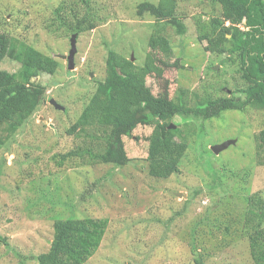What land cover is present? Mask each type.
<instances>
[{
  "label": "rangeland",
  "instance_id": "obj_1",
  "mask_svg": "<svg viewBox=\"0 0 264 264\" xmlns=\"http://www.w3.org/2000/svg\"><path fill=\"white\" fill-rule=\"evenodd\" d=\"M161 1L0 0L3 46L16 40L56 61L32 79L47 90L43 103L0 148V264H39L37 257L53 241L55 221L85 217L109 221L101 247L86 264H254L246 200L264 201V146L256 140L264 130V110L242 109L248 84L240 55L209 53L199 40L198 19L220 17L221 6L175 0L185 27L178 34L175 27L138 14L144 2ZM110 51L139 68L150 61L155 73L161 69V75L153 72L135 82L155 96L175 99L183 90L192 105L208 101L209 113L229 108L208 121L173 119L176 140H185L188 149L180 172L168 180L147 171L152 126H139L125 138L132 160L122 168L93 159L106 147L99 144L105 129L67 133L105 79ZM20 67L9 58L0 64L10 73ZM228 141L235 144L212 152ZM71 151L82 155L62 161Z\"/></svg>",
  "mask_w": 264,
  "mask_h": 264
},
{
  "label": "trees",
  "instance_id": "obj_2",
  "mask_svg": "<svg viewBox=\"0 0 264 264\" xmlns=\"http://www.w3.org/2000/svg\"><path fill=\"white\" fill-rule=\"evenodd\" d=\"M211 1L221 6V16L213 17L209 22L198 19L199 40L207 43L205 50L209 53L240 55L242 79L248 84L242 109L264 110V0ZM176 9L175 0H163L158 5L144 2L138 7V14H148L156 19L157 25L165 22L175 27L178 34H183L185 27L176 16ZM72 31L78 37L79 29ZM6 48L0 38V64L9 58L21 67L15 73L0 69V148L26 124L44 101L47 90L32 81L35 74L56 65L52 57L25 43L11 40ZM153 72L162 74L161 69L155 73L150 61L146 67L139 68L130 59L110 51L105 79L98 82L95 93L67 133L74 135L88 128L105 129L103 143L99 144L106 147L93 159L102 165L122 168L132 160L125 148V138L131 137L139 126H152L154 129L148 139L147 171L154 179L168 180L180 172L188 143L176 140L178 129L167 130L164 134L162 130L171 125L176 116L208 121L229 108L221 107L219 112L209 113L208 101L192 105L186 91L181 90L175 99H170L167 95L155 96L148 87L135 84L137 78L145 79ZM59 106L62 107L60 111L65 110ZM256 140L259 147L264 146V130ZM80 155L71 151L60 158L65 161ZM220 181L223 182L222 179ZM246 202L245 221L251 258L254 264H264V201L252 196ZM108 226L109 221L100 218L56 220L50 249L37 257L38 263L86 264L101 247Z\"/></svg>",
  "mask_w": 264,
  "mask_h": 264
},
{
  "label": "water",
  "instance_id": "obj_3",
  "mask_svg": "<svg viewBox=\"0 0 264 264\" xmlns=\"http://www.w3.org/2000/svg\"><path fill=\"white\" fill-rule=\"evenodd\" d=\"M70 43H71V50L69 52V56L67 57V61H68V68L70 70H73L75 67V56L77 54V34L72 35ZM131 61H133V59ZM51 104H53L58 109H62V107L57 105L54 100H51ZM173 129L175 130L176 126L174 124H171L167 128H164L162 130V134H164L167 130H173ZM233 144H235L234 141H228L227 143H224L222 145L214 146L211 149L213 153L218 154L220 151L226 149L228 146Z\"/></svg>",
  "mask_w": 264,
  "mask_h": 264
},
{
  "label": "clouds",
  "instance_id": "obj_4",
  "mask_svg": "<svg viewBox=\"0 0 264 264\" xmlns=\"http://www.w3.org/2000/svg\"><path fill=\"white\" fill-rule=\"evenodd\" d=\"M228 24V23H227Z\"/></svg>",
  "mask_w": 264,
  "mask_h": 264
}]
</instances>
